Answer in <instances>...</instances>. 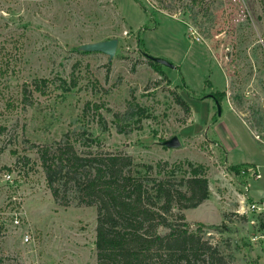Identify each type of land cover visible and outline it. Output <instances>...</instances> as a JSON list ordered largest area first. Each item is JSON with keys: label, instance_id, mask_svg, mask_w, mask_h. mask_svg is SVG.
I'll list each match as a JSON object with an SVG mask.
<instances>
[{"label": "rangeland", "instance_id": "rangeland-1", "mask_svg": "<svg viewBox=\"0 0 264 264\" xmlns=\"http://www.w3.org/2000/svg\"><path fill=\"white\" fill-rule=\"evenodd\" d=\"M190 1L0 0V264H96L95 207L57 204L37 154L64 134L89 133L101 147L78 150L203 165L210 198L187 209L188 223L218 226L226 215L227 229L205 237L227 243L232 264H264V211L248 210L264 197L250 195V181L222 180V154L210 146L230 145L264 182V0ZM110 39L111 59L78 50ZM145 50L175 68L149 64ZM212 88L225 92L220 114L211 98H197ZM174 136L179 148L161 146ZM236 193L253 200L244 201L246 222L233 213Z\"/></svg>", "mask_w": 264, "mask_h": 264}, {"label": "trees", "instance_id": "trees-1", "mask_svg": "<svg viewBox=\"0 0 264 264\" xmlns=\"http://www.w3.org/2000/svg\"><path fill=\"white\" fill-rule=\"evenodd\" d=\"M194 2L190 1L191 4ZM191 11L188 10V13ZM138 44H143L140 36ZM142 53L145 57L148 55L146 50ZM148 61L149 64H156ZM46 85L47 80L41 79L36 89L42 93ZM210 85L206 79L204 87ZM189 92L186 87V94L196 98ZM202 97L220 103L225 92L214 90L208 95L197 96ZM174 100L188 116V103L181 96H175ZM88 107L87 104L84 110ZM100 142L95 137L91 138L90 133L84 140L76 135L72 138L70 134H64L60 140L37 149L53 200L61 206L95 207L96 264L233 263V249L225 242L224 247L219 243L213 244L210 238L205 237L208 232L204 231L224 232L221 228L227 229L224 223L226 215H223V224L206 226L201 222L189 224L183 213L198 207L210 196L203 165L190 161L170 165L159 161L153 165L135 162L125 153L77 148H99ZM247 165L251 164L228 167L238 172L240 167ZM242 183L246 181L242 180ZM246 200L253 201L250 197ZM238 217L247 221L246 215ZM261 221V228L264 229V217ZM192 226L195 228L191 229ZM160 229L167 232L161 234Z\"/></svg>", "mask_w": 264, "mask_h": 264}, {"label": "built area", "instance_id": "built-area-1", "mask_svg": "<svg viewBox=\"0 0 264 264\" xmlns=\"http://www.w3.org/2000/svg\"><path fill=\"white\" fill-rule=\"evenodd\" d=\"M257 139H259L258 136H255ZM6 178L9 179L10 175H6ZM222 180L231 182L233 180H237V179H241V180H245L246 183L249 181H256L260 179V173L258 171V169L253 166V165H247V166H242L239 168L238 172H235L233 170H230L228 166H226L224 164V172H222ZM246 183L244 185H246ZM230 184V183H229ZM248 187V185H247ZM237 198H236V203H237V208L233 211V213L238 214V215H242L243 213H246V209L244 207V201L246 200L245 198V193H241L238 194L236 193ZM247 197V196H246ZM249 211H258V212H262L264 211V201H259V202H252L249 205L248 208ZM15 224H18V220H15ZM28 240V237L25 238V241Z\"/></svg>", "mask_w": 264, "mask_h": 264}, {"label": "water", "instance_id": "water-1", "mask_svg": "<svg viewBox=\"0 0 264 264\" xmlns=\"http://www.w3.org/2000/svg\"><path fill=\"white\" fill-rule=\"evenodd\" d=\"M117 45H118L117 39H110V40H106V41L81 44L78 47V50L82 51V52H100L102 54L107 55L108 58L111 59L115 55ZM146 57L156 64L164 65L165 67L170 68V69L175 68V66L172 63H170L164 59L151 57L149 55H146ZM216 108H217V114H220L221 106L219 104H217ZM180 145L181 144H180L178 138L175 136L168 139V140H165L161 143V146L165 147L167 149L179 148Z\"/></svg>", "mask_w": 264, "mask_h": 264}, {"label": "crops", "instance_id": "crops-1", "mask_svg": "<svg viewBox=\"0 0 264 264\" xmlns=\"http://www.w3.org/2000/svg\"><path fill=\"white\" fill-rule=\"evenodd\" d=\"M214 90H213V88L212 89H210V90H208L207 89V93H211V92H213ZM222 105V104H221ZM213 107V106H212ZM223 105H222V109L221 110H223ZM227 108L232 112L233 111V109H232V107L230 106V105H228L227 106ZM211 142V141H210ZM210 146L211 147H214V148H217L216 149V151L217 150H219L220 151V154H222V159H223V163L226 165V166H232V165H240V164H251V165H253V166H255L257 169H258V165L256 164V163H254V162H252V161H249V160H243V159H235V156H233L232 154H231V150H232V147L229 145V146H226L224 143H223V145H217L216 146V143H213V142H211L210 143ZM258 171H259V169H258ZM260 173V172H259ZM260 178H261V175H260ZM260 180V179H259ZM248 186H250V190H249V192H250V195L255 199H258V198H261V197H264V182H258V180H257V182L256 181H250V183H249V185ZM210 198V197H209ZM209 201V199H207V200H205V201H203L199 206H201L202 204H204V203H206V202H208ZM214 205H216V204H214ZM214 205H212V207H213V209L215 210V211H217V208H215V206ZM228 205V204H227ZM198 206V207H199ZM197 208V207H196ZM188 210H186L185 212H184V216H185V219L187 220V222H190L188 219H187V214H186V212H187ZM221 215V214H220ZM196 222H201V223H204V221H199V220H195ZM220 221H223V218H222V215H221V220ZM207 224H210V225H213V224H216V223H218V222H216V223H209V222H206Z\"/></svg>", "mask_w": 264, "mask_h": 264}, {"label": "flooded vegetation", "instance_id": "flooded-vegetation-1", "mask_svg": "<svg viewBox=\"0 0 264 264\" xmlns=\"http://www.w3.org/2000/svg\"><path fill=\"white\" fill-rule=\"evenodd\" d=\"M214 102V101H213ZM214 104H215V106L217 105V104H219L220 106H221V102L220 103H216V102H214Z\"/></svg>", "mask_w": 264, "mask_h": 264}]
</instances>
